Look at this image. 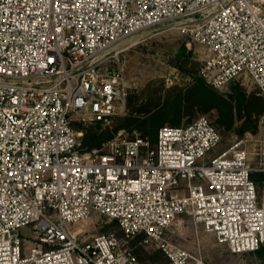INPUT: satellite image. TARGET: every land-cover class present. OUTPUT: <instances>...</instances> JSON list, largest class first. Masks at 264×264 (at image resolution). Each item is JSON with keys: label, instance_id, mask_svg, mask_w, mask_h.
<instances>
[{"label": "built area", "instance_id": "2783aa9c", "mask_svg": "<svg viewBox=\"0 0 264 264\" xmlns=\"http://www.w3.org/2000/svg\"><path fill=\"white\" fill-rule=\"evenodd\" d=\"M179 30L205 47L199 77L221 89L249 78L264 96V0H0V264H141L142 237L166 264L195 259L169 237L187 216L237 255L264 247V200L245 140L207 118L164 126L155 142L120 130L84 151L75 123L109 125L130 87L115 67L125 40ZM96 213L111 233L80 240ZM37 237L25 253L21 230ZM80 236V237H79Z\"/></svg>", "mask_w": 264, "mask_h": 264}, {"label": "rangeland", "instance_id": "374dc122", "mask_svg": "<svg viewBox=\"0 0 264 264\" xmlns=\"http://www.w3.org/2000/svg\"><path fill=\"white\" fill-rule=\"evenodd\" d=\"M115 55L113 65L124 70L130 95L126 113L115 118L109 125L101 126L99 135L102 138L124 130L130 138L146 136L154 143L157 127L159 131L164 126H173L171 118L180 109L182 118L179 126L189 125L199 117H207L223 136L222 142L202 162L209 163L237 140H245L252 166H262L264 96L249 78L244 77L221 89L207 84L200 86L194 77L197 74L199 76V70L207 58L205 47L193 42L181 31L169 28H156L125 40ZM236 93L245 95V105L239 102ZM159 112H171V115L150 120L153 114ZM144 120L147 123L142 126ZM80 124L87 130L95 127L89 122ZM138 126H142L141 130ZM81 132L83 144L85 132ZM105 142L95 149H100ZM258 192L263 203L264 181L258 184ZM73 229L85 232L79 236L82 241L94 235L114 233L123 236L121 228L113 221L96 213ZM21 235L25 239L24 250L27 254L37 232L30 226L23 228ZM169 237L203 264H264V250L260 253L233 254L227 245L219 244L213 234L205 232L203 226L196 225L187 216L178 219ZM142 241L140 238L129 244L141 264L167 263L156 246ZM189 264L197 262L192 260Z\"/></svg>", "mask_w": 264, "mask_h": 264}, {"label": "trees", "instance_id": "16d2710c", "mask_svg": "<svg viewBox=\"0 0 264 264\" xmlns=\"http://www.w3.org/2000/svg\"><path fill=\"white\" fill-rule=\"evenodd\" d=\"M183 55V54H182ZM182 58V56H181ZM194 75V74H193ZM197 81V83L200 85V86H205V82L198 76V74L194 77ZM236 96H237V99L239 100V102L242 104V105H245V102H246V98H245V95H243L242 93H236ZM181 100V99H180ZM179 100V101H180ZM168 114H162L161 112L157 113V114H153V116H151L150 120L152 119H161L162 116H165L167 115L168 117H170L171 115V112H167ZM181 118H182V111L179 109V111L175 112L174 115L172 116L171 118V121L170 123L174 126V127H177L180 125L181 123ZM133 122H137L136 120ZM144 124L142 126H145L147 121H143ZM94 128H91L89 130H87L85 128V126H83L82 124L80 123H75L74 124V127L77 131H84L85 132V135H84V143H83V149L84 151H91L93 149H95L97 146H100L103 141H108L110 140L113 136H109V137H106V138H102L100 135H99V130L101 128V125L99 123H94ZM141 126V127H142ZM141 127L138 126V128L141 130ZM158 128L159 126L157 127L156 129V137H157V133H158ZM122 129V128H120ZM142 137H146V136H142ZM252 179L255 181V183H257V185L261 182L264 181V173H255L253 174L252 176ZM115 225H117L119 228V224L117 222H114ZM142 237H139L137 239H140ZM143 239V238H142ZM136 240V239H135ZM264 250V247H262L259 251H257L256 253H260Z\"/></svg>", "mask_w": 264, "mask_h": 264}]
</instances>
